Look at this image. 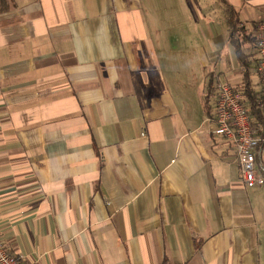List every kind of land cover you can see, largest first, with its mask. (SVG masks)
I'll list each match as a JSON object with an SVG mask.
<instances>
[{"label": "crops", "instance_id": "0c3cea01", "mask_svg": "<svg viewBox=\"0 0 264 264\" xmlns=\"http://www.w3.org/2000/svg\"><path fill=\"white\" fill-rule=\"evenodd\" d=\"M226 1L244 26L264 23V0ZM183 4L176 34L145 0H0V238L13 254L264 264V184L242 182L203 109L209 76L244 82L225 10ZM178 57L201 85L178 80Z\"/></svg>", "mask_w": 264, "mask_h": 264}, {"label": "built area", "instance_id": "2783aa9c", "mask_svg": "<svg viewBox=\"0 0 264 264\" xmlns=\"http://www.w3.org/2000/svg\"><path fill=\"white\" fill-rule=\"evenodd\" d=\"M256 62L252 68L258 78L261 92L260 109L264 113V23L257 28ZM239 89L229 85H217L212 101L210 119L213 133L234 148L242 182L250 187L264 184V168L257 169V152L264 148V125L252 123L248 108L243 103ZM0 264H30L22 256L13 254L0 238Z\"/></svg>", "mask_w": 264, "mask_h": 264}, {"label": "trees", "instance_id": "16d2710c", "mask_svg": "<svg viewBox=\"0 0 264 264\" xmlns=\"http://www.w3.org/2000/svg\"><path fill=\"white\" fill-rule=\"evenodd\" d=\"M225 10V22L229 33V44L233 48L238 65L243 71L244 82L239 89L242 93L243 103L249 110L252 123L264 125V113L260 109L261 92L254 91L248 72H246L250 62H256V34L257 27L254 25L246 27L239 20L238 12L230 6L226 0H219ZM215 79L209 76L208 83L203 95V109L206 116H212L211 101L216 96L217 85ZM161 264H168L167 259H163Z\"/></svg>", "mask_w": 264, "mask_h": 264}, {"label": "rangeland", "instance_id": "374dc122", "mask_svg": "<svg viewBox=\"0 0 264 264\" xmlns=\"http://www.w3.org/2000/svg\"><path fill=\"white\" fill-rule=\"evenodd\" d=\"M186 0H145V4L148 7V13L151 17L157 14V16L161 17L165 22L171 20L173 23V29H175V33H179L178 29H185L183 22L186 18L185 10H184V2ZM200 5L199 7L205 9L204 6H208L209 9L215 10L217 4H220L219 0H196ZM191 3L194 5V0H191ZM164 14H162L161 12ZM154 18V17H153ZM171 18V19H169ZM186 30V29H185ZM184 34L185 32L182 31ZM188 40V36L184 34L183 41L181 42V48L184 49V52H181L182 55L187 56V51L185 50V42ZM190 42V41H189ZM189 57V56H188ZM185 57H178L180 66H178L176 71V76L178 80L181 81L182 84L189 83L193 86L198 82L200 85L203 81V74L201 73L200 66L197 65L190 59L184 61ZM182 59V63L181 60ZM195 83V84H194Z\"/></svg>", "mask_w": 264, "mask_h": 264}]
</instances>
